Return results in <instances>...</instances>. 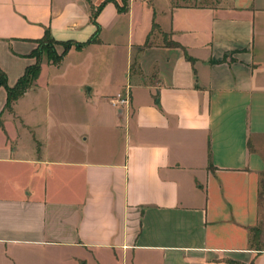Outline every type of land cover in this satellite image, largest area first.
Masks as SVG:
<instances>
[{"label": "crops", "instance_id": "obj_1", "mask_svg": "<svg viewBox=\"0 0 264 264\" xmlns=\"http://www.w3.org/2000/svg\"><path fill=\"white\" fill-rule=\"evenodd\" d=\"M45 30L0 86V264H264V0H0L8 86Z\"/></svg>", "mask_w": 264, "mask_h": 264}, {"label": "trees", "instance_id": "obj_2", "mask_svg": "<svg viewBox=\"0 0 264 264\" xmlns=\"http://www.w3.org/2000/svg\"><path fill=\"white\" fill-rule=\"evenodd\" d=\"M125 5V4H124ZM125 7H118L119 11L124 10ZM91 41V40H89ZM37 43L36 48L31 52V56L35 58V62L26 67L23 75L18 78L14 86H8L6 73L0 68V86H3L7 91V107L18 98L22 93L32 85L33 81L38 77L40 69L41 56L45 53L48 59L53 62H58L66 50L73 44L72 42H60L63 46V52L58 54L55 50V45L58 43L49 33L45 30L43 36L35 41ZM173 43V42H172ZM171 43V44H172ZM175 44V43H173ZM76 47H80L81 44H74Z\"/></svg>", "mask_w": 264, "mask_h": 264}, {"label": "built area", "instance_id": "obj_3", "mask_svg": "<svg viewBox=\"0 0 264 264\" xmlns=\"http://www.w3.org/2000/svg\"><path fill=\"white\" fill-rule=\"evenodd\" d=\"M110 102L112 105L116 107H122L126 106L130 102V94H129V89L126 88L123 93H119L113 98L110 99Z\"/></svg>", "mask_w": 264, "mask_h": 264}]
</instances>
